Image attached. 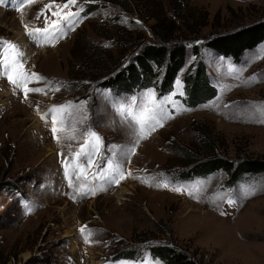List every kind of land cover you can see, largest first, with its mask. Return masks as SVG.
<instances>
[{"label": "rangeland", "instance_id": "obj_1", "mask_svg": "<svg viewBox=\"0 0 264 264\" xmlns=\"http://www.w3.org/2000/svg\"><path fill=\"white\" fill-rule=\"evenodd\" d=\"M65 3L33 0L20 12V0L0 4V40L18 45L24 69L42 78L27 87L43 89L25 98L0 76V264H165L152 253L163 246L198 264H264V175L231 189L221 173L175 180L209 150L234 162L264 160V42L239 63L205 47L264 21V0H76L62 9L79 13L62 35L46 42L26 34L25 25L56 21V5ZM87 3L98 9L86 15ZM162 37L186 47L169 94L149 88L116 99L75 77L127 64ZM198 63L207 89H198L203 104L192 107L184 78ZM153 103L155 128L140 138L124 110ZM65 105L75 138L58 133L57 142L49 110ZM88 132L99 137V151L88 181L72 175L70 187L62 161L72 160ZM81 183L85 194L76 191Z\"/></svg>", "mask_w": 264, "mask_h": 264}, {"label": "trees", "instance_id": "obj_2", "mask_svg": "<svg viewBox=\"0 0 264 264\" xmlns=\"http://www.w3.org/2000/svg\"><path fill=\"white\" fill-rule=\"evenodd\" d=\"M98 9L96 4H85L84 13L92 14ZM157 33L159 30H156ZM161 36V35H160ZM264 42V21L239 28L235 31L214 36L206 42L205 47L217 54L239 63L246 52H250ZM197 55V48H194ZM186 47L182 42L168 43L163 40L148 43L135 53L127 64L114 65L112 69L96 68L76 74V79H92L96 81L99 90H108L112 96L120 99L131 97L141 90L154 88L162 94H169L174 81L185 65ZM97 63L101 60L96 56ZM187 104L192 107L203 104V98L196 96L198 89L206 91L205 67L198 63L196 68L184 78ZM200 87V88H199ZM204 157H191L195 164L185 173H181L175 180L182 182L196 178L207 179L214 174H224L227 178V189L235 187L245 179H252L264 175V160L246 159L239 162L222 158L209 150ZM201 158V159H200ZM205 159V160H204ZM203 160V161H202ZM152 253L165 264H198L194 259L176 249L163 246L156 247Z\"/></svg>", "mask_w": 264, "mask_h": 264}, {"label": "snow or ice", "instance_id": "obj_3", "mask_svg": "<svg viewBox=\"0 0 264 264\" xmlns=\"http://www.w3.org/2000/svg\"><path fill=\"white\" fill-rule=\"evenodd\" d=\"M5 0H0V4H4ZM31 4L33 0H20L19 6L16 7V11L20 12L24 7V4ZM76 0H67V3L63 5H56L58 11L53 12L54 16H57L56 21L49 23L48 18L45 17V26L41 28L29 29L25 25V31L28 36L33 39L43 38L46 42H51L53 39H56L58 36L62 35L64 32V26L68 25L69 27L74 24L73 17L78 16L79 13L69 12L67 15L62 14L63 8H69L71 5L75 4ZM53 5H45V9H50ZM40 15H43V10L41 13H38L37 18ZM24 53L20 51L18 45L7 41L0 40V76L6 77L9 83L14 85L17 88L23 90L25 98L29 92H42L43 89L40 88H28V83L35 80L42 79L36 73H29L24 69L22 63V57ZM179 84V82H177ZM151 96V94H149ZM135 103V102H134ZM158 105L153 103L152 107H148L146 104L141 107L139 112L134 111L132 108L125 109L126 115L134 125H138L140 138H143V133L146 129L154 130L155 125L152 121L156 120V108ZM68 106H58L50 109L49 112L52 114V128L53 138L59 142L60 136L58 133H64L68 139H74L75 137L68 134L69 130L65 126V120L67 116H70V113L67 112ZM43 118V117H42ZM74 131V129L72 130ZM87 138L84 140L83 145L77 150L76 153L72 155V160L62 161L65 169V178L69 180V186L73 187L71 182V176L75 175L78 180L82 179L87 182L89 179L88 169L93 167V157L99 151V137L94 132L86 133ZM81 158L87 161V167H84L79 161ZM120 178H123V173H120ZM167 187V184L162 185ZM174 191H180V189H173ZM80 194H85L86 192V183H81L80 186L76 189ZM232 201H229L231 203ZM27 207V206H26ZM81 233L84 234L86 229L82 227L80 229ZM91 233L85 235V242H88V237ZM147 264V261L144 262Z\"/></svg>", "mask_w": 264, "mask_h": 264}]
</instances>
